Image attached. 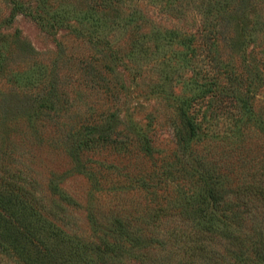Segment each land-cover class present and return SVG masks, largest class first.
<instances>
[{
  "label": "rangeland",
  "instance_id": "rangeland-1",
  "mask_svg": "<svg viewBox=\"0 0 264 264\" xmlns=\"http://www.w3.org/2000/svg\"><path fill=\"white\" fill-rule=\"evenodd\" d=\"M4 183L97 244L94 264H246L264 247V0H0Z\"/></svg>",
  "mask_w": 264,
  "mask_h": 264
},
{
  "label": "trees",
  "instance_id": "trees-1",
  "mask_svg": "<svg viewBox=\"0 0 264 264\" xmlns=\"http://www.w3.org/2000/svg\"><path fill=\"white\" fill-rule=\"evenodd\" d=\"M177 34V37L189 40L195 37L185 32ZM211 34L207 32L203 36L204 42L212 40L211 44L207 42L209 47L216 44L213 41L215 36ZM181 115L184 117L185 128L184 133L179 130L177 145L185 149L198 132L184 109ZM96 248L97 244L88 245L82 239L67 235L49 223L33 194L15 184H0V264H94L91 251ZM94 254L100 253L97 251ZM200 256L215 263L224 258L214 252L201 253ZM241 258H244L246 264H264V247L256 248L251 255L244 254ZM238 261L239 258L235 259L234 264H239Z\"/></svg>",
  "mask_w": 264,
  "mask_h": 264
}]
</instances>
